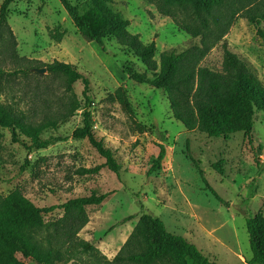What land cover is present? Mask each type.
Segmentation results:
<instances>
[{"label": "rangeland", "instance_id": "1", "mask_svg": "<svg viewBox=\"0 0 264 264\" xmlns=\"http://www.w3.org/2000/svg\"><path fill=\"white\" fill-rule=\"evenodd\" d=\"M107 4L129 21L130 33L139 35L144 44H155L156 59L165 51H181L199 42L146 0H109ZM9 11L13 41L8 42L7 35L0 37V67L7 72L20 67L12 58L13 50L20 58L69 63L84 73L90 83L85 106L92 131L112 151L120 171L117 176L104 167V159L87 139L72 136L82 126L81 109L59 122L56 130L42 131V139H62L46 149L28 150L12 143L8 130L0 129V197L17 190L37 207H55L43 214L45 223H53L63 215L59 207L69 200L108 194L100 205L84 208L89 221L77 235L106 261L118 253L139 218L148 214L216 264H244L251 257L245 218L264 214V113L254 116L253 147L242 132L220 138L189 133L173 118L167 94L135 84L123 67L145 72L149 79L151 73L114 39L104 40L107 54L97 44L84 41L58 0H16ZM259 28L264 32V22ZM222 42L264 87V40L257 29L238 17ZM222 42L202 65L220 66ZM119 88L125 92L141 132L115 98ZM82 90L81 82L73 85V95L81 106ZM65 101L61 81L44 70H30L26 77L13 75L0 84V104L35 126L59 117ZM160 145L165 150L164 160L158 170L147 174ZM16 257L24 264H36L20 254ZM54 264L95 263L83 254Z\"/></svg>", "mask_w": 264, "mask_h": 264}, {"label": "trees", "instance_id": "2", "mask_svg": "<svg viewBox=\"0 0 264 264\" xmlns=\"http://www.w3.org/2000/svg\"><path fill=\"white\" fill-rule=\"evenodd\" d=\"M15 1L3 0L0 5V37L7 35L8 42L13 41L8 25L9 7ZM58 1L84 41L97 44L107 54L104 40L114 39L127 54L144 66L146 72L151 73L152 78L149 79L145 72L138 73L128 66L123 67V73L135 84H146L167 94L173 118L187 132L198 131L210 138L242 132L253 147L254 116L257 112L264 113V87L222 40L238 17L251 23L264 40V32L259 28L264 22V0H146L155 6L159 14L169 17L179 30L199 40L181 51H165L158 59L155 57V44H144L139 35L130 33L127 29L129 21L108 7L109 0ZM220 42V66L212 69L202 65L208 53ZM11 55L21 65L13 72L0 67V84L13 75L26 77L30 70L43 69L46 75L61 81L66 95L59 117L48 119L39 126L26 122L22 116L0 104V129L10 132L11 142L28 150L46 149L62 139H42V131L47 128L56 130L59 122H65L82 109V126L76 128L72 136L87 139L104 159L103 166L118 176L120 165L112 151L105 148L92 131L91 116L85 106L89 102L88 77L69 63H42L20 58L13 50ZM76 82L83 85V106L73 95ZM115 98L141 132L143 129L136 123L131 105L121 88L115 91ZM258 147L261 148V145ZM164 157L165 150L160 145L147 174L158 170ZM215 168L219 170L218 165ZM198 171L203 183H206L202 171ZM208 189L224 204L212 188ZM107 195L91 194L69 200L59 207L63 215L53 223H45L43 214L55 207H37L17 190L0 197V264H24L17 259V254L36 264L74 260L83 254L91 256L95 264H216L184 237L169 233L159 218L148 214L139 218L111 261L98 256V251L78 239L77 235L89 221L84 208L100 205ZM245 229L251 257L244 264H264V214L247 216Z\"/></svg>", "mask_w": 264, "mask_h": 264}, {"label": "water", "instance_id": "3", "mask_svg": "<svg viewBox=\"0 0 264 264\" xmlns=\"http://www.w3.org/2000/svg\"><path fill=\"white\" fill-rule=\"evenodd\" d=\"M43 70V69H42Z\"/></svg>", "mask_w": 264, "mask_h": 264}]
</instances>
